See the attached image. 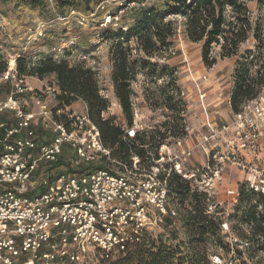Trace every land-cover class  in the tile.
I'll use <instances>...</instances> for the list:
<instances>
[{
    "label": "built area",
    "instance_id": "obj_1",
    "mask_svg": "<svg viewBox=\"0 0 264 264\" xmlns=\"http://www.w3.org/2000/svg\"><path fill=\"white\" fill-rule=\"evenodd\" d=\"M114 1L117 7L121 4ZM106 15L104 25L125 28L118 14ZM77 18L78 24L85 19ZM13 30L0 12V54L7 62L0 74V264H83L81 256L94 250L100 253L97 264L112 261L152 231L174 225L176 211L169 205L167 183L171 172L198 191L212 190L218 168L189 165L199 146L183 148L179 138L175 141L179 150L167 157L169 163L165 162L166 143L158 147L157 157L147 152L142 159L130 151L129 162L111 159L86 111L72 113L70 105L55 99L51 104L45 95L59 92L54 83L32 88L30 76L18 72L20 55L9 53L5 43L12 39ZM23 33L28 43L35 42L46 37V27L38 21ZM64 49L53 46L50 51L63 59ZM100 94L107 96L101 88ZM262 113L260 106L257 115ZM234 115L249 128L244 138L259 134L256 120L244 110ZM139 128L134 120L123 138H135ZM202 139L201 151L207 137ZM167 218L172 220L169 224Z\"/></svg>",
    "mask_w": 264,
    "mask_h": 264
},
{
    "label": "trees",
    "instance_id": "obj_2",
    "mask_svg": "<svg viewBox=\"0 0 264 264\" xmlns=\"http://www.w3.org/2000/svg\"><path fill=\"white\" fill-rule=\"evenodd\" d=\"M44 1L24 0L32 7H40ZM54 1L60 9L65 7L68 11L78 0ZM251 1L255 2L258 13L254 21V11L249 6ZM262 13L264 0H165L157 7H140L136 18L124 29L109 28L104 32L110 39L107 59L113 94L126 126L134 122L132 82L141 71L151 78L167 76L156 99L179 118L163 124L166 132L141 130L135 138L124 139L125 128L117 125L113 116H104L110 101L100 94L99 81L91 68L70 65L66 60L52 57L29 64L24 56H20L16 60L17 70L39 80L54 76L53 83L59 91L54 94V99L58 104L69 106L76 100L83 101L86 114L98 128L100 139L110 149L112 159L129 162L130 151L142 159L147 152L157 157L158 147L167 135L185 134V123H179L184 117V104L181 91L175 85L174 72H167L166 64H159L163 49L171 46L176 35V25L167 17H182L183 33L190 42L200 43L201 60L207 67L214 65L217 58L235 57L228 105L231 112L237 114L245 104L257 99L264 87ZM250 37L255 41V48L240 52V45ZM214 47L218 48L216 53L212 52ZM6 65L0 54V74ZM167 183L169 200L175 208V218L184 239L174 246L152 244L140 248L137 253H129L110 264H211L214 254L223 258V264H264V190L240 182L236 202L229 212L218 205L212 206L213 212H208L211 206L207 193L198 191L174 172L170 173ZM169 222L171 220L167 218L166 223ZM224 222L228 226L225 233L221 228ZM146 245L143 242L140 246Z\"/></svg>",
    "mask_w": 264,
    "mask_h": 264
},
{
    "label": "rangeland",
    "instance_id": "obj_3",
    "mask_svg": "<svg viewBox=\"0 0 264 264\" xmlns=\"http://www.w3.org/2000/svg\"><path fill=\"white\" fill-rule=\"evenodd\" d=\"M117 1L121 2V6L117 7L114 0H89L88 2L78 0L73 8L66 11L65 7L60 9L54 0H45L40 7L27 5L24 0H0V12L14 27L12 39L5 42L9 53L24 56L30 64L42 58L52 57L54 60H66L70 65H83L91 68L96 74L100 88L107 92L106 98L110 101L104 116H113L114 122L126 129L127 126L114 97L110 81L111 67L107 59L110 39L104 35L110 26L109 24L104 25L103 21L107 12L116 13L119 15L121 26L127 27L136 18L140 7H157L165 0ZM128 2H134V5L131 4L128 8L124 7V10L119 12V8ZM100 4L104 7L102 8ZM249 6L254 11L252 14L254 21L258 15L254 8L255 2H249ZM71 10L75 12L73 15H70ZM77 16H84L85 19L81 24H78ZM167 19L175 23L176 35L172 38L171 46L163 49L159 64H166V71L173 70L174 72L175 85L181 91L180 97L184 104L182 113L184 117L179 123H185V134L182 133V135L174 137L167 135L164 138V143L168 145L165 162L169 163L167 157L172 158L178 152L179 147L176 145L178 138L181 140L183 148L197 144L199 147L191 154L192 163L196 164L200 162V159H204V166H209L210 169L218 168V178L208 193V202L211 206L208 212H213L212 206L214 205L223 207L226 212H229L236 202L237 186L240 182H248L254 188L264 190V113L261 116L257 115V109L260 106L264 108V87L257 99L248 102L242 108L248 117H253L256 120L259 131L254 139L244 138V134H250L249 128L245 126L244 120H242L243 124L237 122L235 115L227 107L235 57L217 58L214 65L207 67L201 60L200 43L190 42L183 33L182 17L169 15ZM261 20L264 23V13H262ZM38 21L45 24L46 37L28 43L27 35L23 33L24 28L34 27ZM69 41L73 42V45H68ZM53 46H65L63 59H56L54 52L50 51ZM247 48H255V41L252 37L240 45L239 51L242 52ZM217 50L218 48L214 47L212 52L216 53ZM262 52L264 58V50ZM58 58L61 57L58 55ZM166 78V75L162 78L146 77L144 72L140 71L132 82L133 118L141 128H139L140 131L166 132L163 124L175 122L179 118V115L178 117L176 114L173 115V112L156 99ZM41 82L34 77L28 78L30 86L39 89L42 88V85L53 84L51 75L41 79ZM6 85L4 88H7ZM45 96L47 97L45 99L50 100L51 104L55 103L51 93ZM200 96L202 97L200 98ZM84 106L83 101L76 100L68 108L72 113L81 114L85 112ZM134 112L137 114L136 118ZM202 115L204 119L205 117L209 118L208 123L203 121L204 125L200 119ZM203 135L207 137V140L203 142L204 149L202 148L203 151H201L199 143L202 142ZM62 163L68 164L67 162ZM108 163L111 166H116L114 162L108 161ZM59 169L60 167L54 172H58ZM169 205L172 207L171 199ZM173 222L174 225L171 228L164 225L160 229L152 231L153 233L150 235H146L141 243L129 248L124 256L109 262L101 261V264L118 261L129 253L135 254L140 248H148L152 244L154 246L159 244L174 246L184 239V234L178 226V220L173 218ZM223 224L224 226L221 225V228L225 233L228 226L225 222ZM143 242L147 245L140 246ZM99 254L96 250L87 251L81 256V263L97 264V260L100 259ZM210 260L211 264L224 263L223 258H219L216 254L212 255ZM134 262H136L135 259Z\"/></svg>",
    "mask_w": 264,
    "mask_h": 264
},
{
    "label": "crops",
    "instance_id": "obj_4",
    "mask_svg": "<svg viewBox=\"0 0 264 264\" xmlns=\"http://www.w3.org/2000/svg\"><path fill=\"white\" fill-rule=\"evenodd\" d=\"M51 78H52V83H53V80H54V76H51ZM39 82L41 83V80H39ZM227 107H229V105H228V103H227ZM84 111H86V106H84ZM230 110V109H229ZM200 119H202V124L204 125V123L205 122H203L204 120L208 123V120H209V118L207 119V117H205V119H204V117H203V115L200 117ZM196 150V149H195ZM194 150V151H195ZM196 155H198V154H196ZM195 159H196V156H195ZM203 163H204V159H200V162H197L196 164H193L192 163V161L191 160H189L188 161V164L189 165H191V166H198V167H201V166H203Z\"/></svg>",
    "mask_w": 264,
    "mask_h": 264
}]
</instances>
